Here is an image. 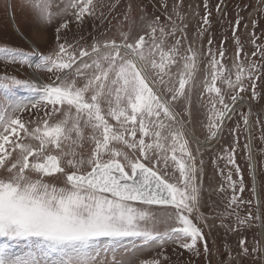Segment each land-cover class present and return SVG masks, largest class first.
Returning a JSON list of instances; mask_svg holds the SVG:
<instances>
[{
	"label": "snow or ice",
	"instance_id": "obj_1",
	"mask_svg": "<svg viewBox=\"0 0 264 264\" xmlns=\"http://www.w3.org/2000/svg\"><path fill=\"white\" fill-rule=\"evenodd\" d=\"M24 5L31 35L46 43L43 36L52 28L55 40L45 51L33 43L27 53L0 44V67L31 70L23 78L5 72L0 88L32 93L28 100L0 101V238L32 242L24 257L0 247V264H170L163 251L130 261V253L119 249L128 238L144 247L163 249L172 242L192 256L209 254L208 235L224 216L213 211L210 219L200 211L207 204L200 183L205 153L201 141L187 135L194 123L208 155L221 144L216 160L223 162L217 165L222 181L214 191L225 198L227 231L239 237L221 264H242L256 253L261 256L252 264H264V242L249 243L244 235L260 219L252 206L264 203V185L259 192L253 185L251 198L243 197L236 162L239 134L251 128V109H241L257 97L264 100L256 91L257 80L264 84V63L249 59L237 35L243 17L231 26L228 49V37L219 46L211 35L204 39L211 25L207 2L195 35L181 16L184 0ZM117 13L122 20L112 29L97 26L69 38L70 24L103 23ZM249 39L257 50L251 55L264 58V43L256 44L254 33ZM225 134L231 137L227 147ZM244 148L252 167L251 139Z\"/></svg>",
	"mask_w": 264,
	"mask_h": 264
},
{
	"label": "rangeland",
	"instance_id": "obj_2",
	"mask_svg": "<svg viewBox=\"0 0 264 264\" xmlns=\"http://www.w3.org/2000/svg\"><path fill=\"white\" fill-rule=\"evenodd\" d=\"M114 0H94L97 4L113 3ZM207 2L211 9V15L209 19L211 21L208 27V33L205 34V41L208 35H211L214 44L219 46L223 37H228L229 40L225 43V48L231 49L232 42V30L231 26L234 24L237 17H243L241 20L240 28L237 30V35L241 36V41L244 44V49L248 53L250 60H257V63H264V58L259 56L253 57L251 53L257 51L253 46L250 34L254 33L258 38L256 44L264 43V6H261L260 0H184L182 6L181 16L185 17L188 23V30L192 35H195L198 26L202 24L201 17L204 15L203 4ZM220 4L221 11L217 12L216 5ZM159 7V5H157ZM103 11L107 14V8H98V14ZM150 11L159 15L155 8L150 7ZM116 18L113 19L111 15L107 20L101 23L100 20L91 21L82 25V27H76L74 24H70L72 32L69 33V38L78 39L81 35L87 36L88 33L93 32L94 29L99 26L101 32L105 28L112 29L117 25V22L122 20V17L117 13ZM163 19V17H161ZM109 20L111 23H109ZM255 20L256 26L253 28L252 22ZM125 24L127 22H124ZM31 20L28 13L25 10L24 0H0V44H7L9 47H18L24 52H30V45L35 43L40 51H45L49 46H53L55 40V33L52 28H49L43 36V40L46 43H42L39 35H31L33 29L31 28ZM21 36L23 39H21ZM25 38V39H24ZM243 55V54H242ZM228 54L226 53V58ZM31 62H36V57H30ZM31 70L26 66L10 65L6 69L0 67V75H4L5 72L8 75H17L18 78H23L29 74ZM264 72V69H261ZM197 78H202L201 73H196ZM219 84V81L217 82ZM245 83L247 81L245 80ZM256 91L264 96V84H261L260 80L256 81ZM32 96V93L22 87H9L0 88V101L7 100H28ZM251 91L249 86V96L246 100H250ZM197 99V91L193 89V101ZM249 104V103H248ZM245 104L242 111H248L251 109V134L252 144L254 147V154L257 166V180L254 184L252 167H249V160L247 156V149L244 148V144L248 143V131L239 134V142L236 150V162L240 166L241 174L245 181V192L242 194L245 198H251L249 196V189L255 185L260 191L261 185H264V100L257 97L255 100H250V107ZM0 107L3 104L0 103ZM196 116H200L201 113H194ZM194 136L200 140H204L203 136L199 133V125L194 123L189 126ZM188 135V133H187ZM189 136V135H188ZM231 143V137L225 134L222 144L227 147ZM221 144H216L211 149V155H208L210 149L208 147H201V151L204 152V167L200 177V183L206 194L203 199L207 201L206 206L202 207L200 211L208 216L210 219H215L212 216L213 211L217 216H224V223L222 224L219 219H215V226L211 233L208 235L209 248L211 252L209 254H202L199 256H192L190 252L184 250L177 245L169 242L163 249L158 246L144 247L142 241L135 239H125L119 245V249L124 253H130L128 259L130 261H139L145 258H152L163 251L165 255L170 258V264H221L225 260V253L230 249L237 246L239 237L233 233L227 231V220L229 219L224 213V200L225 198L217 189L222 181L221 176L218 174L217 165L223 166L222 161L216 160L217 154H219ZM252 164V163H251ZM231 167V166H229ZM233 179H238L236 173H233ZM247 209L242 212L245 214ZM254 214L260 216L259 220H255L253 227L244 231V235L247 237L249 243L261 242L260 227L264 228V203L259 207L255 204L252 206ZM195 215V214H194ZM207 232V229H205ZM0 247H7L10 252L16 256L24 257L31 250V241H7L0 238ZM261 253L254 254L253 257L246 258L242 264H252V260H259Z\"/></svg>",
	"mask_w": 264,
	"mask_h": 264
},
{
	"label": "bare ground",
	"instance_id": "obj_3",
	"mask_svg": "<svg viewBox=\"0 0 264 264\" xmlns=\"http://www.w3.org/2000/svg\"><path fill=\"white\" fill-rule=\"evenodd\" d=\"M25 39V38H24ZM245 104H248V103H245ZM244 104V105H245ZM249 105V104H248ZM251 124V123H250ZM188 135L190 136V137H193V138H196L195 136H194V134H193V132H191L190 131V129L188 128ZM249 134H251V129H249V132H248V140L249 139H251V141H252V134L251 135H249ZM200 140V139H199ZM201 141V145L202 146H204V147H208L207 145H205L204 144V140H200ZM216 144L214 143L213 145H212V147L213 146H215ZM251 163H252V173H253V177L254 178H256V174H257V166H256V159H255V154L253 153V160L251 161ZM257 188V187H256ZM257 191H258V188H257ZM259 192V191H258ZM262 233H264V228L263 227H260V237H261V242H264V236H262Z\"/></svg>",
	"mask_w": 264,
	"mask_h": 264
},
{
	"label": "built area",
	"instance_id": "obj_4",
	"mask_svg": "<svg viewBox=\"0 0 264 264\" xmlns=\"http://www.w3.org/2000/svg\"><path fill=\"white\" fill-rule=\"evenodd\" d=\"M248 106H249V107L251 106V105H250V103H249V105H248ZM250 118H251V117H250ZM254 147H255V146H254ZM256 178H257V176H256ZM253 180H254V177H253ZM257 181H258V180H257Z\"/></svg>",
	"mask_w": 264,
	"mask_h": 264
},
{
	"label": "water",
	"instance_id": "obj_5",
	"mask_svg": "<svg viewBox=\"0 0 264 264\" xmlns=\"http://www.w3.org/2000/svg\"><path fill=\"white\" fill-rule=\"evenodd\" d=\"M256 180H257V178H254V184H255Z\"/></svg>",
	"mask_w": 264,
	"mask_h": 264
}]
</instances>
